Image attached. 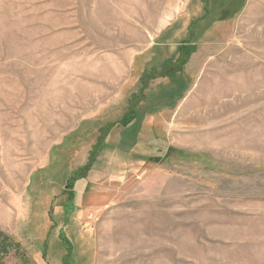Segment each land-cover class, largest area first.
Returning a JSON list of instances; mask_svg holds the SVG:
<instances>
[{"label": "rangeland", "instance_id": "1", "mask_svg": "<svg viewBox=\"0 0 264 264\" xmlns=\"http://www.w3.org/2000/svg\"><path fill=\"white\" fill-rule=\"evenodd\" d=\"M0 236V264H264V0H0Z\"/></svg>", "mask_w": 264, "mask_h": 264}, {"label": "trees", "instance_id": "2", "mask_svg": "<svg viewBox=\"0 0 264 264\" xmlns=\"http://www.w3.org/2000/svg\"><path fill=\"white\" fill-rule=\"evenodd\" d=\"M182 52H183V48H181V50H180L179 57H182ZM176 64H177L176 62L175 63H171V62L165 63L164 64V68H163L164 69V72H163L164 76L162 75V76H160L158 78H171L175 74H177L180 71L181 68H178V65H176ZM182 65H184L183 61L180 64V66L182 67ZM156 79H157V77H153V76H150V75H146L145 76L144 80H142V88H141V95H140L141 98H140V100L137 99V100H132L131 101L129 109H128L127 113L124 115V117L121 120L120 124L119 125L118 124L117 125L114 124L111 127V129L109 130V132H111L115 127H116V129L119 128L118 130H121L122 128H125V129L127 128L128 129L129 127H131L132 125L135 124L137 107H138L139 103L145 99V96H146L145 92L149 89V87L146 84L149 81H154ZM109 132H108V134H109ZM108 134H106V138H107ZM133 137H134V134H133ZM102 138L103 137L101 136L99 141H98V145L101 142ZM106 145H107L106 141L101 143V146H106ZM7 241H9L7 239V237L3 236V239H1V236H0V255H3V253H4L3 256H5L7 254L8 247H9L8 244L10 243V242L7 243ZM16 246H18V248L20 247L19 244L16 245Z\"/></svg>", "mask_w": 264, "mask_h": 264}]
</instances>
